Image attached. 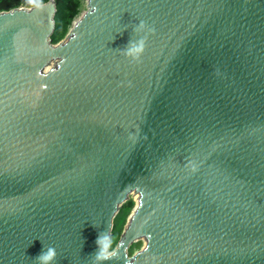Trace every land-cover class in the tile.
<instances>
[{
  "label": "water",
  "instance_id": "95a60500",
  "mask_svg": "<svg viewBox=\"0 0 264 264\" xmlns=\"http://www.w3.org/2000/svg\"><path fill=\"white\" fill-rule=\"evenodd\" d=\"M86 2L0 12V264H264V0Z\"/></svg>",
  "mask_w": 264,
  "mask_h": 264
},
{
  "label": "trees",
  "instance_id": "16d2710c",
  "mask_svg": "<svg viewBox=\"0 0 264 264\" xmlns=\"http://www.w3.org/2000/svg\"><path fill=\"white\" fill-rule=\"evenodd\" d=\"M49 0H0V12L9 11L21 6L32 7L44 4ZM58 2V14L56 16V31L53 36V42H60L68 29L72 26L74 19L80 14V3L78 0H56ZM133 208V203H127L124 206L126 214H129ZM115 243L111 242L109 250L112 251Z\"/></svg>",
  "mask_w": 264,
  "mask_h": 264
},
{
  "label": "clouds",
  "instance_id": "9594fccd",
  "mask_svg": "<svg viewBox=\"0 0 264 264\" xmlns=\"http://www.w3.org/2000/svg\"><path fill=\"white\" fill-rule=\"evenodd\" d=\"M138 27L146 29L147 25L144 21H139ZM152 31H154V29ZM146 40V36L137 40L132 39L131 36L127 47L122 49L121 51L130 56L131 59L138 60L145 50ZM109 240L110 237L108 232H99L96 240L97 250L93 255H91L94 256L98 264H102L103 261L109 259V257L106 255ZM56 255L57 254L55 249L49 246L36 258V262L37 264H55Z\"/></svg>",
  "mask_w": 264,
  "mask_h": 264
},
{
  "label": "rangeland",
  "instance_id": "374dc122",
  "mask_svg": "<svg viewBox=\"0 0 264 264\" xmlns=\"http://www.w3.org/2000/svg\"><path fill=\"white\" fill-rule=\"evenodd\" d=\"M79 3H80V7H79V11H80V14L77 18L74 19V22L80 17V15L86 11L87 9V0H78ZM21 7H25V6H21ZM73 25V24H72ZM72 26L68 29L67 33L64 35L63 39L68 35L69 31L71 30ZM61 40V41H62ZM136 200L137 198L136 197H132V199L129 201V203H133V208L132 210L130 211L129 214H126L125 212V209L123 208L122 211L120 212V214L118 215L115 223H114V226H115V229H114V235H113V239H112V242L115 243V246L117 245L118 241H119V238L125 228V226L127 225V222H128V219L130 217V215L132 214L134 208L136 207ZM143 247V243H140L138 245H136L134 247V249L132 250V252L134 251H138L140 250L141 248Z\"/></svg>",
  "mask_w": 264,
  "mask_h": 264
}]
</instances>
